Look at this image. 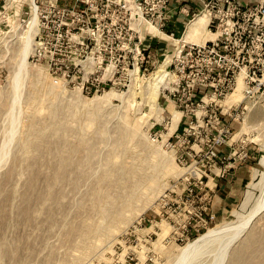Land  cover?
Returning a JSON list of instances; mask_svg holds the SVG:
<instances>
[{
  "label": "rangeland",
  "instance_id": "rangeland-1",
  "mask_svg": "<svg viewBox=\"0 0 264 264\" xmlns=\"http://www.w3.org/2000/svg\"><path fill=\"white\" fill-rule=\"evenodd\" d=\"M29 3L22 15L0 8V264H264V212L222 255L216 237L231 231L207 236L242 221L234 212L247 192L250 207L264 200V106L235 125L234 140L252 149L257 171L225 219L199 229L180 209L182 190L172 193L199 161L187 156L193 141L177 138L188 119L172 96L178 41L193 17L165 55L149 61L142 46L135 78L57 83L32 59L39 22L31 31Z\"/></svg>",
  "mask_w": 264,
  "mask_h": 264
},
{
  "label": "built area",
  "instance_id": "built-area-1",
  "mask_svg": "<svg viewBox=\"0 0 264 264\" xmlns=\"http://www.w3.org/2000/svg\"><path fill=\"white\" fill-rule=\"evenodd\" d=\"M171 3L77 0L67 7L57 0H36L39 25L32 59L47 65L57 83L85 78L114 85L121 76L135 78L142 58L145 60L141 26L164 32L170 22ZM202 4L203 9L193 18L209 13L208 28L217 37L204 44H184L174 57L181 76L172 93L176 107L183 109V117L188 119L177 138L184 146L193 141V154L187 156L199 160L175 183L172 193L182 190L180 209L186 210L187 219L195 216L199 229L217 220L207 191L210 174L221 169L224 176L250 157L248 145L234 140L235 125L244 123L255 107L264 106V0L254 6H242L237 0H202ZM240 82L243 97L226 110L222 103L238 90ZM221 147L230 150L222 155L218 152ZM184 160L187 164L186 157Z\"/></svg>",
  "mask_w": 264,
  "mask_h": 264
},
{
  "label": "crops",
  "instance_id": "crops-1",
  "mask_svg": "<svg viewBox=\"0 0 264 264\" xmlns=\"http://www.w3.org/2000/svg\"><path fill=\"white\" fill-rule=\"evenodd\" d=\"M242 6H254L261 0H237ZM60 5L72 7L77 0H57ZM30 6L29 0H4L0 2V8L5 9V12L15 15H22L26 6ZM203 9L202 0H172L170 4V22L163 33L155 32L148 27L144 28L143 34L146 36L143 46L150 49L148 59H154L158 55H165L170 51L172 41L183 33L185 26L194 20L189 17H194ZM203 14V13H202ZM188 22V23H187ZM185 32L182 36L185 35ZM147 44V45H146ZM163 52V53H162ZM157 62V60L155 61ZM220 154L224 155L229 152V148L221 147ZM248 148L250 157L245 161H240L235 164L234 168L227 172L224 176L221 175V169L213 170L207 182V191L212 195L211 212L216 215V219H225L232 209L240 202L245 193V188L252 181L253 174L257 169L253 162V152Z\"/></svg>",
  "mask_w": 264,
  "mask_h": 264
},
{
  "label": "bare ground",
  "instance_id": "bare-ground-1",
  "mask_svg": "<svg viewBox=\"0 0 264 264\" xmlns=\"http://www.w3.org/2000/svg\"><path fill=\"white\" fill-rule=\"evenodd\" d=\"M38 11L39 8L36 4V0H34L33 3V16L31 18V22L29 23L30 25V30L34 31V29L37 27L38 22H39V17H38ZM211 22V16L209 13L203 14L198 16L196 19H194L191 23V25L188 27V32H187V37L184 39L182 38L181 40H177L178 42H180L182 45H180V48L182 49V47L184 46V44H188V43H199L201 42V40L203 38L207 39V41L210 40H215V38L217 37L216 33H211L208 30V26ZM147 26L146 24H142L141 26V37H143V27ZM150 28L155 31V32H160L163 33L161 31H159L157 28L150 26ZM204 41V40H203ZM201 43H206V40L204 42ZM199 43V44H201ZM31 47H32V38L31 36H28L26 39V43L24 46V51H23V58H24V63H25V59H27L29 52L31 51ZM179 49L178 51L180 52ZM179 54V53H178ZM158 77L161 79L160 81H162L163 78L166 77V73L165 71H159L157 73ZM241 83V82H240ZM242 84V83H241ZM239 84V86L241 85ZM240 89L241 86L239 87V89L236 91L235 94L229 96V100L227 101V103L224 101V107L227 110L229 108V106H231L232 104L239 102L241 100V94H240ZM228 104L227 106L225 105ZM263 157V156H262ZM262 164L264 163V158L262 159ZM248 193V192H247ZM247 193H246V197L243 199V201L241 202V210L239 211H235L234 214L241 216L242 221H240L233 230H231L232 228H223V229H216L215 231H211L208 235L211 234H221V233H227V235L225 236H217L216 240H221V242L218 243L217 248L215 249V252H218V255H222L221 253H223V251H228L231 247L232 244H235L238 240H240L243 235L247 232H249V228L247 229V227L250 225V223L253 221V219H257L263 212H264V200L259 201L254 207H250L249 206V198H247ZM203 238H205V236L202 237L201 240H203ZM214 242V244H216L217 242ZM190 247L184 249L181 253L180 256H182V259H184L187 255H188V250ZM214 252V253H215Z\"/></svg>",
  "mask_w": 264,
  "mask_h": 264
}]
</instances>
